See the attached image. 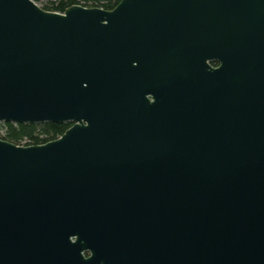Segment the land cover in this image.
Segmentation results:
<instances>
[{
    "label": "water",
    "instance_id": "obj_1",
    "mask_svg": "<svg viewBox=\"0 0 264 264\" xmlns=\"http://www.w3.org/2000/svg\"><path fill=\"white\" fill-rule=\"evenodd\" d=\"M0 122L71 123L0 140V264H264V0H0Z\"/></svg>",
    "mask_w": 264,
    "mask_h": 264
},
{
    "label": "trees",
    "instance_id": "obj_2",
    "mask_svg": "<svg viewBox=\"0 0 264 264\" xmlns=\"http://www.w3.org/2000/svg\"><path fill=\"white\" fill-rule=\"evenodd\" d=\"M34 2L36 0H33ZM55 7L41 8L47 12H64L71 6H80L84 8H99L102 10H113L120 0H56ZM215 62L212 65L215 66ZM71 123H27L13 124L4 123V136L0 140L9 142L16 146H22L23 141H27L25 146L43 145L48 142L57 140L69 127Z\"/></svg>",
    "mask_w": 264,
    "mask_h": 264
},
{
    "label": "rangeland",
    "instance_id": "obj_3",
    "mask_svg": "<svg viewBox=\"0 0 264 264\" xmlns=\"http://www.w3.org/2000/svg\"><path fill=\"white\" fill-rule=\"evenodd\" d=\"M57 1L56 0H36L35 4L39 7V8H43V7H55ZM5 127H4V122H0V135L4 132Z\"/></svg>",
    "mask_w": 264,
    "mask_h": 264
},
{
    "label": "built area",
    "instance_id": "obj_4",
    "mask_svg": "<svg viewBox=\"0 0 264 264\" xmlns=\"http://www.w3.org/2000/svg\"><path fill=\"white\" fill-rule=\"evenodd\" d=\"M53 13L63 14L64 12H53ZM4 132H5V130H4ZM4 132L0 136L3 137L4 136ZM25 144H27V141L26 140L22 142V146H20V147H27V146H25Z\"/></svg>",
    "mask_w": 264,
    "mask_h": 264
},
{
    "label": "flooded vegetation",
    "instance_id": "obj_5",
    "mask_svg": "<svg viewBox=\"0 0 264 264\" xmlns=\"http://www.w3.org/2000/svg\"><path fill=\"white\" fill-rule=\"evenodd\" d=\"M215 63H216V62H215ZM210 65L213 66V67H216V66H217V63H216L215 66H214V65H212V62H211Z\"/></svg>",
    "mask_w": 264,
    "mask_h": 264
}]
</instances>
